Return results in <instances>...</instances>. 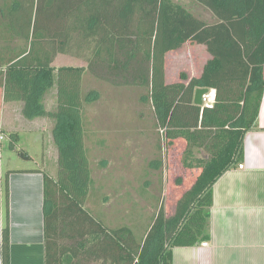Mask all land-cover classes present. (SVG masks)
<instances>
[{"label": "trees", "instance_id": "trees-1", "mask_svg": "<svg viewBox=\"0 0 264 264\" xmlns=\"http://www.w3.org/2000/svg\"><path fill=\"white\" fill-rule=\"evenodd\" d=\"M2 1L3 26L13 32L11 38L0 34L10 55L0 67L5 101L22 102L28 120L54 121L59 178L45 174L46 264H173L175 247L208 240L213 187L240 164L244 138L257 127L264 95V0H196L213 23L174 0H35L36 7L27 0L9 6ZM187 43L205 46L211 59L199 77L188 81L183 75V82L168 84L166 56ZM59 55L85 65L57 69ZM82 72L115 88L144 90L141 100L151 104L167 144L184 142L182 165L200 172L172 216L161 206L142 240L131 226L110 228L84 207L89 178L82 108L98 101L100 92H80L78 99L75 89L58 85L60 74ZM57 85L60 105L51 110L45 100ZM198 88L215 90L212 109L194 104ZM6 136L18 152L19 134ZM195 150L208 157H194ZM10 174L0 180L6 198ZM10 251L6 204L3 264H11Z\"/></svg>", "mask_w": 264, "mask_h": 264}, {"label": "rangeland", "instance_id": "rangeland-1", "mask_svg": "<svg viewBox=\"0 0 264 264\" xmlns=\"http://www.w3.org/2000/svg\"><path fill=\"white\" fill-rule=\"evenodd\" d=\"M27 1L28 6L34 3L35 7L38 6L35 0ZM174 1L182 3L208 23L215 20L211 12L196 0ZM12 2L13 0H8V6ZM3 5L4 1L0 0V12ZM5 10L6 13L4 9L3 12L7 14L6 7ZM3 34L11 38L13 32L6 26ZM17 44L15 42L11 45L15 47ZM210 59L211 55L205 46L185 44L181 49L167 54L166 82H183V75L187 76L188 81L199 77ZM55 65L59 69L64 66L81 67L85 63L70 56L59 55ZM58 85L68 87L67 92L69 88L75 89L78 99L80 92H100L98 101L85 103L82 108L83 142L87 155L83 169L86 167L89 178L84 207L93 218L105 221L110 228L131 226L138 239L142 240L161 206L167 216H172L178 201L192 188L200 173L199 170H188L182 165L185 143L179 141L173 146L167 144L164 132L157 126L151 104L141 100L145 94L142 89L115 88L83 72L74 77L66 73L65 76L60 74ZM58 85L46 96L45 104L51 110H56L60 105ZM53 94H56V105L53 104ZM42 121V125L48 127L46 130L20 132L21 141L16 146L17 153L11 151L8 139L2 145L7 149L8 155L20 164V168L42 169L45 165L48 169L45 167L44 170L48 176L53 177L56 176V170L59 171L58 162L54 154L51 155L49 145V124L53 127L54 121ZM19 153L31 156L32 160L26 162L22 157L19 160ZM28 156L26 157L29 158ZM194 157L204 159L208 157V153L195 150ZM57 160L59 161V156ZM5 161L6 166L9 159ZM156 164L160 168H155ZM104 199L107 202L103 205Z\"/></svg>", "mask_w": 264, "mask_h": 264}, {"label": "crops", "instance_id": "crops-1", "mask_svg": "<svg viewBox=\"0 0 264 264\" xmlns=\"http://www.w3.org/2000/svg\"><path fill=\"white\" fill-rule=\"evenodd\" d=\"M4 15L0 12L2 35ZM3 43H0L1 70L4 58L8 63L10 56L7 45L3 50ZM3 82L0 76V135L5 137L0 142V180L7 172L11 174L8 198L3 184L0 190V264H3L1 247L6 204L9 208L11 264H46L44 183L47 172L44 169L48 167L20 168V164L8 155L2 142L7 140L8 133H18L20 138L21 131H40L48 127L42 125V120L46 119H26L22 102H6ZM210 93L215 98V90H210ZM53 96V104L56 105V94ZM47 108L51 109L49 105ZM53 127L49 124V145L51 155L53 153L58 162ZM28 157L24 161L32 160L31 156ZM7 158L9 162L5 166ZM18 158L21 159L20 156ZM55 173L52 178L58 180L59 171ZM105 202L107 199L103 200V205ZM210 214L209 239L190 247H175L173 264H264V95L257 127L244 138L240 164L228 170L213 187ZM205 243L207 246H204Z\"/></svg>", "mask_w": 264, "mask_h": 264}, {"label": "water", "instance_id": "water-1", "mask_svg": "<svg viewBox=\"0 0 264 264\" xmlns=\"http://www.w3.org/2000/svg\"><path fill=\"white\" fill-rule=\"evenodd\" d=\"M210 93L209 88H198L195 91L194 95V104L199 107H203V96ZM20 157H22L24 160H28L26 155L24 153L19 154Z\"/></svg>", "mask_w": 264, "mask_h": 264}, {"label": "built area", "instance_id": "built-area-1", "mask_svg": "<svg viewBox=\"0 0 264 264\" xmlns=\"http://www.w3.org/2000/svg\"><path fill=\"white\" fill-rule=\"evenodd\" d=\"M214 99L215 98L213 97L212 93L203 96V107L212 109L214 106ZM4 139L5 137L3 135H0V142L3 141ZM204 246H207V243H205Z\"/></svg>", "mask_w": 264, "mask_h": 264}]
</instances>
